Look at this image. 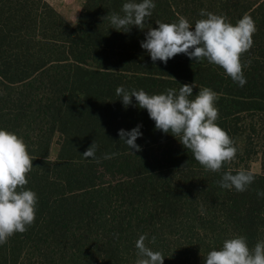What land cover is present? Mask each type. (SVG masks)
Here are the masks:
<instances>
[{
  "label": "trees",
  "instance_id": "obj_1",
  "mask_svg": "<svg viewBox=\"0 0 264 264\" xmlns=\"http://www.w3.org/2000/svg\"><path fill=\"white\" fill-rule=\"evenodd\" d=\"M125 2L69 0L66 17L47 0H0V128L22 136L36 158L26 187L38 196L34 224L0 245V264H135L142 234L164 264H205L234 235L249 247L264 239V197L257 194L264 191V0H154L145 28L123 32L109 17L123 15ZM201 9L232 24L244 14L254 19L243 87L206 59L178 54L153 62L141 47L156 21L182 15L194 27ZM185 83L195 84L193 98L201 87L219 94L217 123L238 148L219 173L206 171L179 137L157 130L135 97L125 107L116 94L120 86L178 92ZM137 125L138 152L118 134ZM93 142L96 158L86 159ZM258 156L260 174L250 168ZM241 169L255 176L246 191L220 187L223 172Z\"/></svg>",
  "mask_w": 264,
  "mask_h": 264
},
{
  "label": "clouds",
  "instance_id": "obj_2",
  "mask_svg": "<svg viewBox=\"0 0 264 264\" xmlns=\"http://www.w3.org/2000/svg\"><path fill=\"white\" fill-rule=\"evenodd\" d=\"M155 7L154 0H127L122 5L123 15L112 13L109 19L116 30L128 32L132 26L143 30L146 18L152 15ZM199 15L202 18L195 21L194 27L182 15L171 23L156 21L158 27L147 28L141 47L147 50L153 62L159 60L167 64L178 54H185L197 62L206 59L243 87L247 83L243 69L248 65L242 57L254 45L253 36L258 30L254 19L244 14L232 24L225 14L201 9ZM194 87V83H185L178 92L167 89L165 93L150 95L143 89L129 92L120 86L116 94L122 98L125 107L131 105L135 97L139 108L147 110L157 130L179 137V142L192 152L206 171L219 173L236 159L238 148L217 123L219 94L209 87H201L193 98ZM140 128L141 125H137L131 131L121 129L118 133L120 140L136 152L141 151L136 144L137 138L142 136ZM96 147L93 142L82 156L95 159ZM28 149L22 136L0 128V245L6 244L16 233L26 232L36 219L38 196L26 187L27 176L33 169L32 161L36 158ZM111 156L105 154L104 159ZM254 180L250 171L241 169L233 174L229 170L223 172L218 184L224 189L244 192ZM257 194L264 197V191ZM147 238V234H142L136 241L138 259L135 264H164L162 252L148 247ZM155 242L153 236L150 243ZM205 264H264V239L249 247L245 236L234 235L225 239L219 250H211Z\"/></svg>",
  "mask_w": 264,
  "mask_h": 264
},
{
  "label": "rangeland",
  "instance_id": "obj_3",
  "mask_svg": "<svg viewBox=\"0 0 264 264\" xmlns=\"http://www.w3.org/2000/svg\"><path fill=\"white\" fill-rule=\"evenodd\" d=\"M51 3L55 8H57L64 16L70 17L72 9L69 0H47ZM77 4L82 5L85 3L86 0H74ZM59 135H56L53 139L50 157L52 160H56L60 150L59 144ZM250 168L254 173H262V160L261 156L253 158L252 162L250 163Z\"/></svg>",
  "mask_w": 264,
  "mask_h": 264
}]
</instances>
